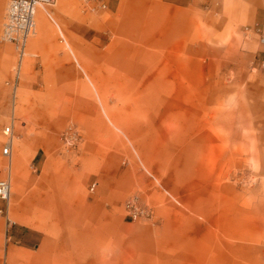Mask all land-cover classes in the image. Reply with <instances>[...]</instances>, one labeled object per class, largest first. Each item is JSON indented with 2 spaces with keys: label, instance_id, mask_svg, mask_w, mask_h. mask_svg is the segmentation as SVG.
<instances>
[{
  "label": "rangeland",
  "instance_id": "374dc122",
  "mask_svg": "<svg viewBox=\"0 0 264 264\" xmlns=\"http://www.w3.org/2000/svg\"><path fill=\"white\" fill-rule=\"evenodd\" d=\"M65 1L74 57L45 15L48 46L29 38L15 93L0 43V179L22 186L0 200V264H264V46L254 36L244 69L237 25L213 15L196 14L192 52L164 9ZM18 226L36 248L10 245Z\"/></svg>",
  "mask_w": 264,
  "mask_h": 264
},
{
  "label": "crops",
  "instance_id": "0c3cea01",
  "mask_svg": "<svg viewBox=\"0 0 264 264\" xmlns=\"http://www.w3.org/2000/svg\"><path fill=\"white\" fill-rule=\"evenodd\" d=\"M263 2L264 0H105L107 8L101 10L96 7L95 11L110 12L114 18L117 19L120 17L121 19H124L126 12L129 11L134 13H146L157 10H160L161 12L164 9V13L167 11L171 13L169 18L172 23L176 24V37H185L188 50L190 46V48L192 47V52L194 51L195 46L194 20L196 14L202 17V21L206 23L207 26H210L209 22L213 15L219 20V30L221 32L223 29L227 31V28L230 25H237V30L242 38L240 39V50L238 51V59L241 64L240 68L248 69L249 63L254 57V53L250 48L253 46V42H255V37L253 35L244 36L242 28L245 26H251L255 23L264 24ZM5 3V0H0V18L3 16ZM66 4L67 2L65 0H56L55 4L51 6L52 9L49 11L42 10V8L37 9V24L35 23L36 36L30 41V43L28 41L32 49L46 50L48 46L44 43V40L51 32L50 26L45 19V15H48L50 21L55 23L59 31V44L65 47V50L68 51L69 55L74 57L72 48L74 45L77 46V44L72 41L70 35L65 31L69 28V31L71 32L72 29L74 30L75 35H81L82 30L79 24L68 21L66 16L60 14ZM55 17L57 19L56 21L54 20ZM165 17L168 16H164V18ZM163 21L164 20L162 19V26H164ZM112 27L114 28V26ZM247 39H250V41L248 42ZM258 48L261 47L259 46ZM59 57L63 58L65 57V54L62 53ZM44 59L48 60V57H39V60ZM73 60L75 64H77L76 58H73ZM13 149L10 157H12ZM38 156L39 152L37 151L34 153L32 161L35 162ZM12 190L13 193L10 192V195L12 194L13 197H16V195L22 191L21 184L19 182L14 183L11 188V191ZM17 219L24 222V220L20 218ZM34 237L33 230L24 226H18V228H14L12 234L8 237V242L15 248L29 251L32 247H37Z\"/></svg>",
  "mask_w": 264,
  "mask_h": 264
},
{
  "label": "built area",
  "instance_id": "2783aa9c",
  "mask_svg": "<svg viewBox=\"0 0 264 264\" xmlns=\"http://www.w3.org/2000/svg\"><path fill=\"white\" fill-rule=\"evenodd\" d=\"M7 7L3 18L0 42L13 46L17 54V62L13 69V78L8 84L14 93L17 91L18 83L21 75V68L25 56L26 46L29 38L35 33V17L38 8L53 6L56 0H7ZM82 4L89 9L99 8L105 10L107 5L105 0H80ZM264 3V2H263ZM244 36L253 35L257 38L260 46H264V24L255 23L251 26L242 28ZM259 69L264 70V50L258 54ZM257 67H255L257 69ZM3 134L10 137L12 130L10 126L3 129ZM13 149L12 138L8 139L2 149L4 157H10ZM11 192L10 179H0V200L7 201ZM128 216L136 219L141 213L133 204L128 203Z\"/></svg>",
  "mask_w": 264,
  "mask_h": 264
},
{
  "label": "bare ground",
  "instance_id": "6f19581e",
  "mask_svg": "<svg viewBox=\"0 0 264 264\" xmlns=\"http://www.w3.org/2000/svg\"><path fill=\"white\" fill-rule=\"evenodd\" d=\"M35 23H36V17H35ZM37 24V23H36ZM11 193H13V190L11 191ZM9 198H10V196H9ZM8 201H9V199H8ZM16 222H22L21 220H15Z\"/></svg>",
  "mask_w": 264,
  "mask_h": 264
}]
</instances>
